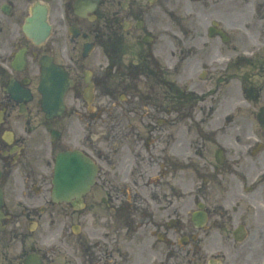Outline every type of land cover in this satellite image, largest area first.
<instances>
[{"label": "flooded vegetation", "instance_id": "1", "mask_svg": "<svg viewBox=\"0 0 264 264\" xmlns=\"http://www.w3.org/2000/svg\"><path fill=\"white\" fill-rule=\"evenodd\" d=\"M0 264H264V0H0Z\"/></svg>", "mask_w": 264, "mask_h": 264}, {"label": "water", "instance_id": "2", "mask_svg": "<svg viewBox=\"0 0 264 264\" xmlns=\"http://www.w3.org/2000/svg\"><path fill=\"white\" fill-rule=\"evenodd\" d=\"M46 25L42 22L41 30L44 35L48 32L46 31ZM46 31V32H45ZM61 73V72H60ZM59 77V86L62 88V84L66 83V80L62 77V75H58ZM52 80V82H51ZM54 84L53 74L49 77V72L47 71V76H45V85L49 87V84L52 87ZM48 88V90L50 89ZM63 89H65L63 87ZM48 99L45 102V111L51 114V109L54 106H58V110L62 107V97L64 95L63 92H59L56 99V102L53 100H49L51 93L47 92ZM62 110V108L60 109ZM53 111V110H52ZM91 166L89 163L85 161H81L76 154H65L61 155L58 159L57 169H56V178H55V199L57 200H65L71 199L70 196L72 193L76 192H85L89 186L92 185V171ZM87 186V187H86Z\"/></svg>", "mask_w": 264, "mask_h": 264}]
</instances>
